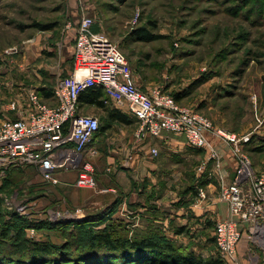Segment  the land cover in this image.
I'll return each mask as SVG.
<instances>
[{
	"label": "rangeland",
	"instance_id": "obj_1",
	"mask_svg": "<svg viewBox=\"0 0 264 264\" xmlns=\"http://www.w3.org/2000/svg\"><path fill=\"white\" fill-rule=\"evenodd\" d=\"M237 1L0 0V99L3 102L0 124L15 117L4 108L10 101L26 102L28 90H53L61 79L69 76L76 29L85 14L94 19L95 29L106 33L131 60L139 87L147 90L161 87L170 94L181 95L184 106L205 114L216 127L239 136L249 135L244 150L254 167L264 172V150L252 151L248 145L251 141H255L254 145L264 143V18L256 14V7L259 8L258 4L264 0H257V4L253 0L248 3L240 0L238 4ZM37 23L54 24L55 28L42 31L35 26ZM148 25L162 38L154 42L131 39L134 29ZM92 113L90 107L81 108L80 114L99 118L102 126L108 124L106 111H99L101 118ZM127 130L124 135L131 134L132 128ZM114 138L112 145L120 147L121 137L117 134ZM154 143L159 155L148 162L151 167L160 169V179L170 185L162 192L165 193L163 198L169 197L165 200H171L179 193L182 176L178 171L182 168L195 170L203 156L195 155L186 160L180 155L181 151L156 140ZM221 146L219 144L222 151ZM87 155L85 160L96 168L97 183L98 178L107 182L106 175L122 170L121 166L112 165V172H108L109 165L103 163L100 156L90 161ZM68 173H77V170L59 171V185L44 181L33 167L15 170L2 178L0 226L10 227L13 219L23 218L30 239L64 248L68 239H72L71 235L58 228L47 229L46 223H54L50 227H56L63 221L83 223L91 219L96 222V218L98 222L103 221L104 214L115 203L109 204L107 209H96L90 204L104 191L103 185L98 183L97 189H80L73 182L67 184L62 180ZM145 175V171L135 175L142 186ZM125 209L134 216L138 213V208L124 204L115 217L137 227L139 218L133 215L128 218ZM169 217L163 215L161 220L168 219V223ZM163 222L158 226L164 231ZM89 226L97 225L90 223ZM245 237L248 239L245 252L238 254L235 261L225 258V264H264V243L251 240L248 233ZM177 240L193 249L204 261L218 254L213 239L206 241L200 235L191 244L188 238Z\"/></svg>",
	"mask_w": 264,
	"mask_h": 264
},
{
	"label": "built area",
	"instance_id": "obj_2",
	"mask_svg": "<svg viewBox=\"0 0 264 264\" xmlns=\"http://www.w3.org/2000/svg\"><path fill=\"white\" fill-rule=\"evenodd\" d=\"M94 25V19L83 14L75 38L72 72L58 82L52 104L32 88L27 91L26 102L12 100L4 107L15 117L0 124V180L9 171L33 167L44 181L59 185V171L77 170V187L97 189L95 170L85 156L98 154L97 149H88L100 130V120L80 114V97L90 89H103L106 104L137 119L136 140L155 141L169 133L184 137L191 148L205 149L207 158L199 171L213 161L220 170L223 152L219 144L230 146L237 167L233 182L220 176L219 199L227 206L228 216L215 226L218 250L224 258L235 261L247 233L251 240L264 243V172L254 167L244 150L249 135L216 127L205 114L179 104L161 87L141 90L123 51L106 33L95 32ZM151 154L157 157L158 148L153 147ZM206 198V191L200 189L199 199Z\"/></svg>",
	"mask_w": 264,
	"mask_h": 264
},
{
	"label": "crops",
	"instance_id": "obj_3",
	"mask_svg": "<svg viewBox=\"0 0 264 264\" xmlns=\"http://www.w3.org/2000/svg\"><path fill=\"white\" fill-rule=\"evenodd\" d=\"M78 27L76 29V34ZM74 44L72 46V58ZM48 101L49 104H52L50 99ZM90 108L91 111H93V115L101 118L102 114L99 113L101 109L94 105L90 106ZM128 118L132 121L130 125L121 124L119 126L114 124L110 129L102 132L96 141H93L89 146L88 150L93 148L98 150L96 157L91 156L88 153L90 156H87L90 161L100 156V159L102 158L104 161L103 163L109 165L107 168L108 172H112V165L117 167L121 166L122 169L120 172H116L117 174L106 175L105 179L107 182L101 180L103 178H98V183L99 185H103L102 190L104 191H101L93 198V200L90 202L91 206H94L96 209H107L111 204L117 203L116 205L118 207H116L115 213H110V211L113 210L112 207L107 211L108 213L106 212V214H104L105 217L109 216L110 214L115 217L117 212L122 211L120 210V207L124 204L130 205L132 208L136 207L138 208V213L135 216L139 218L137 227L146 228L151 221L157 225H160L161 221H164V231L166 234H168V237L172 238L178 243L180 242L177 240L179 237L186 239L188 238L190 241L188 244H191L193 241L199 239L200 235L201 237H204L206 241L214 239L215 228L213 226L228 216L227 206L219 199L221 188L220 176H225V180L228 183H231L234 180L237 160L232 152V148L230 146H221L224 149V151L222 149V152H224V159L222 160V166L220 170L216 168L215 161L208 163L206 168L203 170V172H207V175L204 178V181L207 184L201 189L206 191L207 198L204 201H201L199 199V193L197 196H194L192 191L187 192L186 190L192 185L193 175L196 174L197 176H200L203 173L202 171H199V167L207 158L206 151H204L205 156H203L204 154L200 151L188 147L184 137L174 134L166 133L160 139L156 140L163 146H168L170 149L175 148L181 151L182 153H180V155L182 154L186 160H190L191 157L192 159L195 158V155H198L199 157L203 156L197 163L195 170L190 168H182L178 171L182 176L181 184H179L180 188H178L179 193L174 198L171 197V200H165L169 197L163 198L165 193L162 191H165L164 189L170 185L165 183L163 179H160V169H155L156 167L153 168L149 164V162H152L153 159H156V157H153L151 154L152 148H157L154 143L155 141L141 142L136 140L134 134L135 130L137 129V122L131 116H128ZM124 127H126V129H124ZM127 128H132L131 134L124 135L128 133ZM117 134L121 137V144L120 147L115 148L112 144L115 140L114 136ZM94 170L96 175V168H94ZM116 171L118 170L116 169ZM144 171L146 172V175L144 177L145 179L142 186L140 184L141 182L139 183L136 181L135 175L137 172L143 173ZM77 178V173H68L64 175L62 180L66 181L67 184L73 182L74 186H76ZM108 184H110L111 187H109ZM194 186H196V184ZM146 201L147 204L145 205ZM167 207L172 209H170V211L166 210ZM124 212L128 218H130L131 215L134 216V213L131 214V211L127 209H125ZM163 215L170 216L169 218L171 220L169 219L168 223V219L166 221L161 220ZM96 219L98 220V218ZM127 222L129 221L127 220ZM141 222H145L144 225H142ZM169 224L171 227H169ZM181 228H185L186 232L181 233ZM246 246H248V239H246L244 236L243 240L238 246V254L242 255L245 252V249H247Z\"/></svg>",
	"mask_w": 264,
	"mask_h": 264
},
{
	"label": "trees",
	"instance_id": "obj_4",
	"mask_svg": "<svg viewBox=\"0 0 264 264\" xmlns=\"http://www.w3.org/2000/svg\"><path fill=\"white\" fill-rule=\"evenodd\" d=\"M253 1L257 4V0ZM239 2L241 1L238 0L237 4ZM248 2L249 0H246L243 3ZM258 5L261 6L259 8L256 7V14L264 18V2L262 3L261 1ZM237 13L233 12L235 15H238ZM250 14L252 15V13ZM152 25L155 24L153 23ZM35 26L42 31H50L55 28L54 24L44 25L37 23ZM152 27L148 25L134 29L131 39L135 42H154L161 39L162 36L154 33L151 30L153 29ZM93 30L99 32L95 29V25ZM128 60L131 61L130 59ZM72 68L69 75L72 72ZM139 88L147 91V88ZM38 90L44 100L48 101L52 98L55 89L49 90L44 88ZM171 95L179 104L184 105L181 95ZM105 100V91L98 88L90 89L80 97L81 108L94 105L108 114V124L102 126L100 122V130L94 141H96L102 132L110 129L116 123L130 125L132 121L128 116L133 117L137 122V119L133 115L120 111L112 104L110 105L112 107H109L105 103ZM253 142L251 141L248 144L252 148V151L264 150V143L254 145L255 143L253 144ZM188 147L190 146L188 145ZM196 150L205 156V149ZM12 172H15V170L9 171L7 177ZM206 175V171L200 176L193 175L192 185L186 191H192L194 196H197L200 189L207 184L204 181ZM195 184L196 186H194ZM116 204L113 206V210L110 211L111 214L115 213L116 207H118ZM111 214L105 218L103 216L104 220L107 221L102 219L103 221L101 222H95L91 219L83 223L63 221L56 225V227H50L54 223H46L45 228L47 229L58 228L62 232H68V236L71 235L72 239H68L69 241L63 245L64 248L51 242L40 243L30 239L26 233L25 226H28L26 222L23 218H15L11 222L10 227L8 225L0 226V264H225V258L218 249L216 257H211L209 260L204 261L193 249H190L187 245L179 244L168 237L160 229L161 227L159 228L153 221L146 228H133L127 220L113 217ZM90 223H95L97 226H89ZM216 224L213 226L214 228ZM180 232L185 233L186 229L181 228ZM212 241L216 243L215 238ZM6 259H9V261H6Z\"/></svg>",
	"mask_w": 264,
	"mask_h": 264
}]
</instances>
